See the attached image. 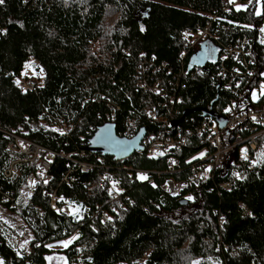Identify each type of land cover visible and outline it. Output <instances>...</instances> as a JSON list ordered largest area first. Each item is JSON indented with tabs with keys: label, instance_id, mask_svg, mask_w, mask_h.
Returning a JSON list of instances; mask_svg holds the SVG:
<instances>
[{
	"label": "trees",
	"instance_id": "obj_1",
	"mask_svg": "<svg viewBox=\"0 0 264 264\" xmlns=\"http://www.w3.org/2000/svg\"><path fill=\"white\" fill-rule=\"evenodd\" d=\"M263 10L264 0H3L0 207L19 217L31 238L25 252L17 253L0 227V264H264L263 135L247 163L228 153L213 179L191 190L187 205L159 190L170 176L150 185L130 177L136 169L167 171L165 160L138 153L117 163L102 157L107 171L74 174L77 181L71 185L62 182L69 160L57 159L50 183L24 199L26 179L35 169L7 148L12 132L60 155L88 152L93 134L114 109L117 133L130 126L147 134L161 131L166 121L173 125L189 109L209 110L216 95L212 111H221L233 97L231 90L224 91L210 63L197 71L189 60L184 74L180 34L210 24L219 47L245 38L264 56V47L255 42ZM259 59H254L257 68ZM28 63L33 64L26 72ZM15 78L33 80L34 90L20 91ZM153 85L159 93L151 92ZM152 109L160 115L154 121L148 115ZM200 117L190 114L177 126L183 133L194 130ZM188 141L177 154L182 172L171 177L175 181L188 178L185 160L202 148L196 138ZM10 168L19 176H9ZM109 171L117 174L125 195L122 208L102 224L91 216L97 205L105 209L111 202L109 189L98 183ZM82 183L92 187L90 192ZM225 183L231 184L230 192L219 189ZM53 192L88 208L81 223L50 210ZM70 237L74 241L66 249H51Z\"/></svg>",
	"mask_w": 264,
	"mask_h": 264
},
{
	"label": "built area",
	"instance_id": "obj_2",
	"mask_svg": "<svg viewBox=\"0 0 264 264\" xmlns=\"http://www.w3.org/2000/svg\"><path fill=\"white\" fill-rule=\"evenodd\" d=\"M262 14L260 26L258 31H256L255 42L262 44L264 47V10ZM212 33L211 25L208 24L206 27H202L200 31L186 29L180 34L183 44V51L180 56L181 67L182 70L184 69V74H186L185 68L190 60L189 65L192 70H201V68H194L195 65L199 64L195 60V56L204 48L206 59L209 60L208 63L212 64L214 71H217L215 79L224 85V91L231 90L233 96L229 104L216 113L225 119V128L221 130L212 119L204 117L195 126L194 130L190 129V131L183 133L181 128L178 126L175 128L170 122L166 121L162 130L156 134L146 133L142 141V151L137 153L138 155L144 154L148 159L165 160L167 171L162 174L136 169L130 175V177L135 176L140 182L148 183L149 185L153 184L154 179L161 180L165 175L170 176L169 179L166 178L160 183L159 190L172 199L183 198V200H188L191 197L193 188L199 187L205 178L213 179L215 174L222 169L225 157L232 151L236 154L239 163H247L251 159L252 152L258 147L260 136H264V56L258 55L257 52L255 53L254 46L245 38L235 46L219 47L215 43L216 36ZM2 35L3 30L0 28V36ZM256 57L260 58L258 68V62L254 60ZM151 59L152 61L155 60L154 57ZM34 64L39 66L38 62H34ZM13 83L20 91L25 92L33 91L35 86L33 80L25 81L23 78H15ZM138 87L144 90L149 89L142 83H139ZM151 92L159 93L160 89L153 85ZM178 100L182 102L181 99ZM252 105H257L258 107L251 108ZM117 111L118 109H114L110 114L106 115L105 121L115 124ZM148 115L151 121H154L160 116L159 110L152 109ZM137 132L138 129L135 127L126 126L116 135L120 139L132 140ZM190 137L201 141L202 148L191 159L185 160L191 171L188 178L175 181L171 177L182 172L179 169L177 154L179 155L184 147L188 145ZM8 138L13 140L7 146L8 152L22 157L25 156V161H28L29 165L35 169L34 173L30 174L29 178L26 179L24 191L21 193L24 199L33 196L40 184L47 186L50 183L53 178L50 170L57 159L69 160L70 170L66 173V176L62 177V182L65 184H75L77 180L73 175L77 173L90 175L94 170L101 172L108 170V167L106 168L105 166V159L83 150H79L76 154H66L64 156L38 144L36 145L12 132L9 133ZM91 156L95 157L97 162L89 163L85 161L86 158ZM8 174L9 176L11 174L19 176V171L16 172L13 168H10ZM116 175V173L109 171L104 176L100 175L101 177L99 176L100 178L98 179L99 186L109 189L108 196L111 200L105 209L103 208L104 206L97 205L93 212L94 216H91V218L99 217L102 224L111 216L110 213L117 212L118 206L122 208L121 203L125 195V187ZM141 176H146L147 178L140 179ZM82 187L87 192L92 189L89 184L82 183ZM219 189L224 192H230L231 184H221ZM49 202L50 210L53 213L56 212L58 215L66 217L71 216L76 223H81L88 212V208L85 205L79 206L66 197L58 196L56 192H53L50 196ZM240 207L246 211L244 216L249 217V211L247 212L242 205ZM77 234L78 232L74 233V235Z\"/></svg>",
	"mask_w": 264,
	"mask_h": 264
},
{
	"label": "water",
	"instance_id": "obj_3",
	"mask_svg": "<svg viewBox=\"0 0 264 264\" xmlns=\"http://www.w3.org/2000/svg\"><path fill=\"white\" fill-rule=\"evenodd\" d=\"M195 60L199 63L198 65H195L197 68L205 67L207 65V59L204 48L201 49L198 56H195ZM219 86L218 88H220ZM217 88V91H218ZM215 102H213L210 106L209 110H206V108L199 109V110H190L184 111L183 117H181L180 120H176V122L173 123V127L176 128L178 124H181L184 122L186 117H189L190 114H200V118L203 119L204 117L212 119L220 129L225 128L226 121L225 119L221 118L218 114L214 113L212 111L213 104L218 101V95H216ZM116 127L114 124H110L106 122L100 129H98L97 133L93 134V137L89 141V148L87 149L90 154H95L96 156L99 155L103 158H111L114 163L121 162V161H127L131 159L137 152L142 151V141L146 136V130L142 129L140 132H137L135 137L132 140H125L124 138H119L116 135ZM182 205H187V202L185 200H180Z\"/></svg>",
	"mask_w": 264,
	"mask_h": 264
},
{
	"label": "rangeland",
	"instance_id": "obj_4",
	"mask_svg": "<svg viewBox=\"0 0 264 264\" xmlns=\"http://www.w3.org/2000/svg\"><path fill=\"white\" fill-rule=\"evenodd\" d=\"M32 64L33 63H28L26 67V72H29ZM26 74L28 75L29 73H26ZM34 75H35L34 76L35 79H37L36 77L38 76L40 79H42L41 75H38L36 73ZM39 84L42 85L41 82ZM0 227L2 228V231L5 232V236L9 244L14 246L16 252L17 253L25 252L24 249L27 248V240L28 238H31V235H30V231L28 230V228L25 227L21 219L19 217H16L14 213L7 212L6 210L1 209L0 207ZM68 241H71L72 243L74 239L70 237L68 240L61 242L60 244H55V246L52 247L51 249L53 251L64 250L67 247H69V245L71 244V243H68L67 246H65V242H68ZM57 263L60 264L59 261ZM139 264H144V262L139 261Z\"/></svg>",
	"mask_w": 264,
	"mask_h": 264
},
{
	"label": "snow or ice",
	"instance_id": "obj_5",
	"mask_svg": "<svg viewBox=\"0 0 264 264\" xmlns=\"http://www.w3.org/2000/svg\"><path fill=\"white\" fill-rule=\"evenodd\" d=\"M231 2V0H230ZM0 3H3V0H0ZM260 13L257 12V15H259ZM203 155V154H202ZM147 177L146 176H141L140 179H146ZM62 199V198H61ZM189 199H191V197H189ZM68 243H71V241H68V242H65V246H67Z\"/></svg>",
	"mask_w": 264,
	"mask_h": 264
},
{
	"label": "flooded vegetation",
	"instance_id": "obj_6",
	"mask_svg": "<svg viewBox=\"0 0 264 264\" xmlns=\"http://www.w3.org/2000/svg\"><path fill=\"white\" fill-rule=\"evenodd\" d=\"M200 53V51L196 54V56H198V54ZM209 61V60H208ZM208 61H207V63H208Z\"/></svg>",
	"mask_w": 264,
	"mask_h": 264
}]
</instances>
